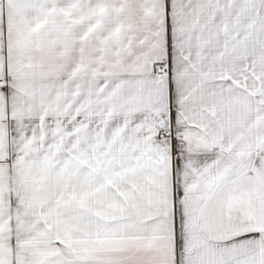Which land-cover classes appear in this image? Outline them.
<instances>
[{
  "label": "snow or ice",
  "instance_id": "6c2138e0",
  "mask_svg": "<svg viewBox=\"0 0 264 264\" xmlns=\"http://www.w3.org/2000/svg\"><path fill=\"white\" fill-rule=\"evenodd\" d=\"M0 264H264V0H0Z\"/></svg>",
  "mask_w": 264,
  "mask_h": 264
}]
</instances>
